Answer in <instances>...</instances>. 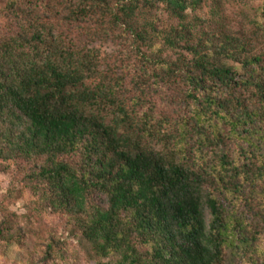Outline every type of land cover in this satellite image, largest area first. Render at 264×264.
I'll return each instance as SVG.
<instances>
[{
    "label": "trees",
    "instance_id": "trees-1",
    "mask_svg": "<svg viewBox=\"0 0 264 264\" xmlns=\"http://www.w3.org/2000/svg\"><path fill=\"white\" fill-rule=\"evenodd\" d=\"M201 1L4 2L15 31L0 37V161L28 167V187L67 218L97 264H264V73L235 81L228 61H242L246 43L224 30L195 32L191 12ZM159 5L168 29L140 19ZM118 28L133 39L124 46L141 77L151 71L152 85L169 84L176 74L187 83L185 95L199 105L193 130L211 128V144L241 138L252 155L241 164L223 154L218 169H198L181 163L174 148L144 146L105 82L118 74L87 47L115 38ZM168 50L179 53L174 62L165 59ZM243 57L244 65L264 67L260 55ZM237 86L253 89L247 101L231 95ZM218 87L229 94L214 96ZM138 98L131 101L140 106ZM148 117L146 110L140 121ZM7 217L0 241L10 258L7 250L28 230ZM37 257L44 258L24 245L14 260L37 264Z\"/></svg>",
    "mask_w": 264,
    "mask_h": 264
},
{
    "label": "rangeland",
    "instance_id": "rangeland-1",
    "mask_svg": "<svg viewBox=\"0 0 264 264\" xmlns=\"http://www.w3.org/2000/svg\"><path fill=\"white\" fill-rule=\"evenodd\" d=\"M5 1L0 0V37L15 31L12 29L14 26L12 18L7 12L5 13ZM201 2L197 11L191 12L190 22L196 24L194 31L201 33L224 30L241 38L246 43V50L241 55L242 61H228L236 72L235 81L243 80L249 73L256 77L261 76L264 73L262 65H244L242 62L245 58L243 56L254 54L260 55L264 63V0H202ZM140 19L157 29L164 27L168 29L171 24L162 5L141 15ZM114 34L116 39L94 42L87 44V47H97L101 51L103 62L110 64L118 74L117 78L108 74L105 82L116 88L114 93L117 96L116 100L125 106L130 118V123L127 124L132 132H136L134 135L138 136L144 146L147 145L158 151L174 148L173 153L181 163L198 169L201 167L218 169L223 154L241 164L247 153L252 155V150L246 149L247 143L241 138L225 136L221 143L214 141L211 144L205 139L206 136L212 137L211 128L207 127L208 133L205 130H200L202 133L193 130V118L199 105L197 101L185 95L189 89L187 83L175 74L174 80L172 79L169 84L159 82L157 79V83L152 85L155 75L147 71L146 75L141 77L140 71L134 67L131 52L124 46L131 44L133 39L122 28L116 29ZM143 47L147 48L146 45ZM178 54L174 50H168L165 51L164 56L165 59L174 62ZM215 90L217 92L213 94L216 97L223 93L225 96L229 94L225 87H218ZM251 91L242 86L230 90L233 97L244 101L251 97ZM137 96L140 106L131 101ZM108 109L111 112L117 110L111 103ZM146 110L149 112V117L143 123L140 121V116ZM107 120L109 122L111 119L107 118ZM218 130L226 133L228 127L220 124ZM154 131L159 133L156 135ZM27 168L24 164L18 165L17 161L15 163L11 161L3 167L0 161V218L6 214L14 227L28 230L21 243L12 246V250H7L11 255L10 258L4 254L8 247L0 241V264H19L14 260V256L18 251L23 252L24 245L44 257H37V264H97L98 259L92 257L89 247L81 240L77 230L67 224V218L52 211L45 202H41L33 194L24 179ZM93 197L103 203L102 196L96 193ZM206 218H209L207 210ZM48 242L51 247H47ZM101 262L113 264L109 259H101ZM20 264L24 263L20 262Z\"/></svg>",
    "mask_w": 264,
    "mask_h": 264
}]
</instances>
